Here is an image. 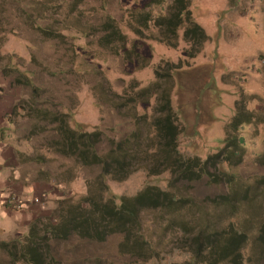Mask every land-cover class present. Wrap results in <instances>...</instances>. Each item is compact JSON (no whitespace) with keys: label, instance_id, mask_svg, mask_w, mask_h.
<instances>
[{"label":"rangeland","instance_id":"1","mask_svg":"<svg viewBox=\"0 0 264 264\" xmlns=\"http://www.w3.org/2000/svg\"><path fill=\"white\" fill-rule=\"evenodd\" d=\"M110 1L103 12V0H35L44 5L45 12L40 10L35 20H32L29 19V11L32 9L24 6L27 0H0V18L11 15L10 23H0V36L6 37L0 53L5 57L15 56L11 61L12 67L32 72L30 77L33 84L41 90L39 102L48 100L49 108L67 113L72 128L80 127L82 131H91L95 127H101L106 135L116 136L119 132L127 133L128 123L118 121L107 105L98 103L101 84L108 85L117 94H121L123 88L132 81L147 87L155 82L154 69H159L162 74L168 73L171 71V65L177 68L171 72V80H161L159 83L172 89L171 103L180 127L179 152L184 156H198L205 160L223 148L225 128L235 116L237 102L243 101L250 111H264V0H190L192 19L207 35L202 51L190 59L185 53L187 45L183 41V29L178 32V47L175 49L156 40L159 32L153 25L144 32L145 36L139 37L126 28L125 10L132 7V2L126 5L128 0ZM147 2L149 3V0ZM147 2L145 0L141 5L148 4ZM73 3H76L77 11H88L85 15H102L103 12L115 18L128 38L125 48L101 46L97 42L100 36L98 32L84 36L74 32L71 27L76 24L77 12L70 17H67L66 12L67 5ZM61 4L63 8L55 12L54 7ZM170 4L171 0H165L161 5L149 7L153 19L165 16ZM91 9L101 12L95 14ZM22 10L27 13H21ZM38 26L51 29L62 26L68 28L63 32L65 41L60 40L64 41V46L57 48L53 44L54 40L47 41L43 35L37 33ZM133 45L134 53L127 57L124 50L130 51ZM65 52H71L69 55L76 56L78 61L72 64L67 58L68 60L64 59L67 63L65 65L59 58ZM147 63L149 65L143 68ZM6 64L7 60L0 61V67ZM71 69L75 70V74L71 73ZM69 70L70 72H67ZM96 73H99V76ZM5 77L11 80L13 78ZM93 87L96 90H92ZM22 88L21 98L28 99L31 88ZM138 113L142 111L139 109ZM29 123L27 118L19 117L10 131L14 139L13 145L18 147L17 154L28 156L27 159L17 156L19 165L26 168V176L28 175L30 180L49 181L59 192L58 199L76 200L84 196L85 181L98 173L97 170L78 167L75 168L77 178L74 181L60 182L61 170H64H60V166H71L72 163L41 148L40 144L44 143L42 136L31 141L25 138ZM240 130L241 142L245 149L242 162L232 167L224 164L215 172L221 180L220 173L231 174L238 179L239 187L234 188L236 194L232 196L235 198L236 211L231 212L227 205L215 207L206 203L207 198L227 194L224 182L219 186H212L204 179L182 188V193L190 194L194 202L200 205L204 219L210 221L211 226L214 223L217 226L229 222L242 223L244 230L252 236L260 221L264 219V189L253 184L256 178L264 176V169L257 162L264 153V125H243ZM40 155L45 159L44 164L31 159ZM168 179V173L147 176L145 171L139 170L122 182L106 179V184L108 194L119 204L121 197H133L145 186L167 190ZM58 199L47 195L39 204L54 209ZM48 202L51 203L47 205ZM198 212L191 209L186 213L190 226L198 225L201 216ZM163 216L165 220L167 215ZM141 217L146 235L166 236V241L160 244L165 245L163 255H159L163 264H181L189 259V256L178 255L173 250L181 243L172 236L174 226H171L170 228H173L170 230L166 227L165 231L160 232L156 229L157 224L163 222L160 216L148 211L142 212ZM7 240L0 238V241ZM158 240L162 241L161 238H155L152 243L157 244ZM120 241L119 235L99 244L74 240L61 244L58 251L65 264L136 262L130 256L118 253ZM257 252L258 249L252 252L248 244L244 252L245 264H264V256H256ZM67 258L69 260L66 261Z\"/></svg>","mask_w":264,"mask_h":264},{"label":"trees","instance_id":"2","mask_svg":"<svg viewBox=\"0 0 264 264\" xmlns=\"http://www.w3.org/2000/svg\"><path fill=\"white\" fill-rule=\"evenodd\" d=\"M144 1L125 2L126 5L132 2V7L126 9L124 15L126 28L130 32L143 37L144 32L153 25L159 32L156 40L175 49L178 47V32L183 29V41L187 45L186 57L195 58L202 51L207 35L192 19L190 0H171L166 15L156 19H153L152 11L148 8L161 5L165 0H149V3L146 0L148 4L141 5ZM110 2L103 0V12ZM24 6L32 9L29 11V19L32 20H35L40 10L45 12L44 5L35 0H27ZM54 8L57 12L63 7L61 4ZM25 10L21 13H27ZM90 11L95 14L101 12L98 9ZM66 12L67 17L77 12L76 24L71 28L79 35L98 32L100 36L97 42L101 46L125 48L127 45L126 34L112 16L103 12L102 15H85L88 11H77L76 3L68 4ZM10 19L11 15L1 17L0 23H10ZM36 30L47 41L54 40L55 47L64 46L63 32L68 28L62 26L51 29L38 26ZM5 40V35L0 36V52ZM124 52L127 57H131L134 45L130 51ZM69 54L71 52L60 55L61 62L68 60L67 58L72 64L78 61L76 56ZM14 57H5L0 53V61L7 60V64L0 67V73L13 76L12 84L15 86L30 87L31 95L28 99L17 100L7 118L9 124L15 125L19 117L27 118L30 123L24 137L31 141L42 136L44 143L40 144L41 148L72 163L71 166H60V170L64 169L61 170L60 182L74 181L77 178L75 168L78 167L94 168L98 173L86 179L84 196L76 200L58 199L51 214L33 221L26 235L0 241V264H65L58 251L61 244L74 240L99 244L116 235L121 236L118 253L136 260L129 264H163L159 255H163L165 245L160 244L166 241V236L146 235L141 214L148 211L163 220L157 224L156 229L160 232L165 231L166 227L169 230L173 228H170L171 226L175 227L172 236L181 243L173 250L178 255L189 256V259L181 264H245L244 252L248 244L252 252L259 250L256 256H264V219L260 221L252 236L244 230L242 223L229 222L223 226L214 223L211 226V222L204 219L200 205L194 202L190 194L182 193V188L204 179L212 186H219L224 182L227 194L207 198L206 203L215 207L227 205L231 212L236 211L235 198L232 196L236 194L234 188L239 187L238 179L234 175L220 173L221 180L215 172L224 164L232 167L242 162L245 149L241 142L240 129L243 125H264L262 109L263 112L250 111L243 101L237 102L235 116L225 128L223 148L202 160L198 156H184L179 152L180 127L171 103L172 89L159 83L161 80H171V72L177 70L174 65H171V71L168 73L162 74L159 69H154L155 82L149 86L142 87L138 82L132 81L123 88L121 94L113 92L108 85L101 84L98 103L107 105L118 121H125L129 126L127 133L119 132L116 136L106 135L101 127H95L91 131H82L80 127L72 128L67 113L49 108L48 100L39 102L41 90L34 86L30 77L32 72L12 67L11 61ZM64 64L67 63L64 61ZM148 65L147 63L143 68ZM71 73L75 74V70L71 69ZM98 74L96 73L97 76ZM92 90L96 89L93 87ZM139 109L142 113H138ZM112 130L114 131V127ZM19 155L21 159L28 158L26 155L17 154ZM31 159L37 163L45 162L42 155ZM257 162L264 169V153ZM139 170L145 171L147 176L168 173L167 190L145 186L133 197H121L120 203L117 204L115 198L108 194L106 179L122 182ZM253 184L264 189V176L256 178ZM191 209L199 211L198 214L201 215L197 226H190L191 223L186 218V213ZM163 215H167L165 220ZM151 231L155 233L153 229ZM155 238H161L162 241L158 240L157 244H153Z\"/></svg>","mask_w":264,"mask_h":264},{"label":"crops","instance_id":"3","mask_svg":"<svg viewBox=\"0 0 264 264\" xmlns=\"http://www.w3.org/2000/svg\"><path fill=\"white\" fill-rule=\"evenodd\" d=\"M22 93V87L13 85L11 79L0 73V238L2 239L27 234L33 221L39 217L49 216L52 212L53 207L50 209L39 204L42 198L48 195L58 199L59 196V192L49 181L30 180L28 175L26 176V168L19 165L18 147L13 145L14 139L10 133L13 125L9 124L7 118ZM9 194L19 196L26 202V206L19 210L8 208L5 199ZM35 199L39 201L35 202Z\"/></svg>","mask_w":264,"mask_h":264},{"label":"built area","instance_id":"4","mask_svg":"<svg viewBox=\"0 0 264 264\" xmlns=\"http://www.w3.org/2000/svg\"><path fill=\"white\" fill-rule=\"evenodd\" d=\"M38 201L35 199V202ZM5 205L12 210H19L26 206V202L17 195L9 194L5 199Z\"/></svg>","mask_w":264,"mask_h":264}]
</instances>
